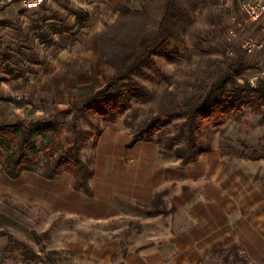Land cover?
I'll use <instances>...</instances> for the list:
<instances>
[{"label": "rangeland", "instance_id": "374dc122", "mask_svg": "<svg viewBox=\"0 0 264 264\" xmlns=\"http://www.w3.org/2000/svg\"><path fill=\"white\" fill-rule=\"evenodd\" d=\"M22 1H0V54L8 58L0 59L16 73L13 78L0 72V125L53 124L55 132L46 134L50 153L76 155L88 165L92 196L74 191L68 173L48 182L38 172L10 180L0 170V264H104L102 247L96 243L102 220H97L104 217L103 224L107 223L111 216L105 213L114 204L135 214L133 219L121 218L138 221L133 224L137 227L139 221H148L143 219L148 200L158 193L164 209L173 208L179 186L175 182L160 186L158 179L162 170L170 179L177 165L185 176L199 172L206 176L201 184L186 180V198L222 190L259 193L256 264H264V102H249L216 124L197 120L193 134L208 147L198 156L199 163L181 165L157 144L158 135L163 141L177 134L182 120L173 114L229 63L241 65L238 86L259 74V54L247 56L241 45L246 37H260L264 21L244 24V31L227 44L231 19L243 24L238 0H178L172 8L175 18L166 19L163 37L171 36L169 44L133 71L130 81L109 85L118 55L148 44L147 32L157 29L165 0H136L138 9L122 7L113 22L100 24L95 11L84 10L73 0H55L29 10L22 8ZM227 47L231 56L226 55ZM98 102L110 108L108 116L91 108ZM163 109L168 111L165 117ZM154 118L165 124L153 130L151 138H140ZM183 145V140L174 144ZM126 157L134 166L105 164ZM126 196L131 202L124 200ZM229 251L227 261L218 255L203 264H250L236 245ZM109 264H118L117 259L111 258Z\"/></svg>", "mask_w": 264, "mask_h": 264}, {"label": "crops", "instance_id": "0c3cea01", "mask_svg": "<svg viewBox=\"0 0 264 264\" xmlns=\"http://www.w3.org/2000/svg\"><path fill=\"white\" fill-rule=\"evenodd\" d=\"M72 3L83 5L84 10L95 11L100 18L97 24L113 22L122 7L136 10L139 6L136 0H73ZM105 162L121 168L134 166V162L127 157ZM196 162L199 163L198 160ZM177 166L171 172L170 179L167 170H162L164 175L158 179L160 186L170 182L179 186L174 207L165 208L166 214H144L146 217L143 219L148 221L140 218L136 227L133 224L138 221H124L121 218L133 219L136 218L135 214L126 209L120 211L112 204L110 212L105 213L111 216L107 223L103 224L104 217L97 220H102L96 240L102 247V263L109 264L111 258H116L118 264H203L218 255L227 261L226 258L231 256L229 249L235 245L238 253L246 256L250 264L259 262V193H224L222 190L213 194L191 193V198H186V180L192 179L201 184L206 176L203 172L185 176L183 167ZM26 173L23 172L20 177ZM59 176L46 181L56 182ZM128 180L123 183L125 190L129 188ZM143 184L139 185L140 188ZM124 200L131 202L128 196ZM109 248L112 249L110 252Z\"/></svg>", "mask_w": 264, "mask_h": 264}, {"label": "trees", "instance_id": "16d2710c", "mask_svg": "<svg viewBox=\"0 0 264 264\" xmlns=\"http://www.w3.org/2000/svg\"><path fill=\"white\" fill-rule=\"evenodd\" d=\"M178 0H165L164 13L153 33L147 32L149 42L146 46L137 45L131 51L121 52L117 57V66L109 85H114L120 81H130L133 71L139 69L145 60H149L156 50L169 44L170 37L164 33L166 29V19H174L172 8L176 6ZM176 8L175 10H177ZM127 10L126 8L124 9ZM2 60L8 59L0 54ZM241 65L238 62L229 63L221 75L209 85L205 86L199 95L190 101L184 102L183 109L174 113L173 117L181 119L182 124L178 128L177 134L163 141L158 135L157 144L162 150L171 152L181 165H186L197 160L198 156L208 152V147L201 146L194 134L193 127L197 120L211 121L214 124L221 120L223 116L236 114L241 111L243 105L264 102V83H260L256 89H250L247 85H236V77L241 73ZM0 72L15 77V72L4 66V61L0 59ZM106 102V101H105ZM103 102L92 105L93 110L101 116H108L111 111L108 107L103 108ZM121 108V103H117ZM168 115V111L161 112V116ZM73 137L77 136V121H72ZM165 121L159 118L152 119L145 127V130L138 136L141 138H151V132ZM186 130V133H184ZM55 127L48 123H29L28 126L17 122L11 125H0V170L10 180H16L23 172H38L44 180H52L61 173H68L72 177V189L91 197L92 193L88 184L91 171L88 165L81 161L76 155H65L55 157L50 153L46 134H53ZM45 139V143H41ZM183 140L184 145L175 147L174 144ZM75 148V147H74ZM161 194L158 193L148 203L146 215L166 214L162 205ZM46 234V233H45ZM34 258L36 256L34 255Z\"/></svg>", "mask_w": 264, "mask_h": 264}, {"label": "built area", "instance_id": "2783aa9c", "mask_svg": "<svg viewBox=\"0 0 264 264\" xmlns=\"http://www.w3.org/2000/svg\"><path fill=\"white\" fill-rule=\"evenodd\" d=\"M52 1L55 0H23L22 6L25 10L39 9L42 5ZM238 11L243 17V24L236 23L234 19H231L232 27L226 31L227 44L244 31V24L262 23L264 21V0H238ZM259 34V38L246 37L241 45L245 55L252 56L258 53L261 58L259 74L247 81V86L250 89H256L260 83H264V24H261ZM226 55H232L228 47L226 48Z\"/></svg>", "mask_w": 264, "mask_h": 264}, {"label": "bare ground", "instance_id": "6f19581e", "mask_svg": "<svg viewBox=\"0 0 264 264\" xmlns=\"http://www.w3.org/2000/svg\"><path fill=\"white\" fill-rule=\"evenodd\" d=\"M1 1V0H0Z\"/></svg>", "mask_w": 264, "mask_h": 264}]
</instances>
